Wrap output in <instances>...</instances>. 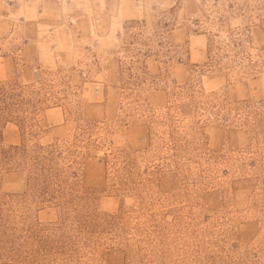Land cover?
I'll use <instances>...</instances> for the list:
<instances>
[{
	"label": "rangeland",
	"instance_id": "rangeland-1",
	"mask_svg": "<svg viewBox=\"0 0 264 264\" xmlns=\"http://www.w3.org/2000/svg\"><path fill=\"white\" fill-rule=\"evenodd\" d=\"M0 83L27 144L80 151L64 206L0 159V264H264V0H0Z\"/></svg>",
	"mask_w": 264,
	"mask_h": 264
},
{
	"label": "trees",
	"instance_id": "trees-1",
	"mask_svg": "<svg viewBox=\"0 0 264 264\" xmlns=\"http://www.w3.org/2000/svg\"><path fill=\"white\" fill-rule=\"evenodd\" d=\"M28 102L24 99L21 92L16 93L12 86L0 83V114L15 122L21 139L18 146H13L6 151L0 152V159L8 160L19 157L34 172L35 180L38 181L42 193L53 200L55 204L64 206L69 201L70 203L72 202L74 189L70 181L76 176L73 171V165L76 157L80 154L79 146L72 145L71 142L66 140L56 141L48 146L27 144L25 138L28 133L22 114L24 113L25 104H28ZM169 113L166 110L164 118L167 131L161 133V135L166 137L173 156H181L186 153L188 142L185 137L176 133V125L179 123L172 119ZM88 125L90 126L91 124ZM88 125L85 128L86 130L89 128ZM82 135H84V132H82ZM76 141L80 145L86 143L87 139H76ZM132 155L130 152H122L121 160H118V156L115 157V154H111L103 158V163L105 167H109V170L122 171L125 175L124 179L127 180L136 168L135 159L131 157ZM137 187L133 188L136 189ZM116 220V218H113V221ZM39 241L45 246L47 255L57 251L60 253L64 248L63 246L62 248H53V242L47 241L46 238L42 239L40 236Z\"/></svg>",
	"mask_w": 264,
	"mask_h": 264
}]
</instances>
